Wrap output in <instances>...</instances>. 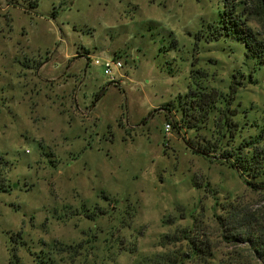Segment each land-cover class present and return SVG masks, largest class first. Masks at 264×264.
<instances>
[{"label": "rangeland", "instance_id": "374dc122", "mask_svg": "<svg viewBox=\"0 0 264 264\" xmlns=\"http://www.w3.org/2000/svg\"><path fill=\"white\" fill-rule=\"evenodd\" d=\"M223 11L224 0H0V264H261L228 213L253 215L259 236L264 186L224 162L215 127L264 129V64L214 38ZM249 23L264 38V14ZM106 60L122 64L114 81Z\"/></svg>", "mask_w": 264, "mask_h": 264}, {"label": "trees", "instance_id": "16d2710c", "mask_svg": "<svg viewBox=\"0 0 264 264\" xmlns=\"http://www.w3.org/2000/svg\"><path fill=\"white\" fill-rule=\"evenodd\" d=\"M15 4L20 5L24 0H12ZM27 1V0H25ZM30 1L31 8L37 6L38 0ZM13 4V2H11ZM264 14V0H224V11L222 13L221 24L216 27L214 32V38L220 36L233 37L240 40L247 51L249 57L256 58L260 63L264 64V38H261L259 33L250 26L251 16H262ZM207 104L201 103L197 105V108L202 110L201 112H192L188 108L182 110L183 116H187L188 111L191 112L192 119L197 118V121H204L208 116L204 111ZM195 108V109H197ZM207 116V117H206ZM226 118H228L226 116ZM220 123L216 122L217 133L221 137L227 138V146L225 154L222 159L227 163L230 168L240 174V176L246 175L250 181H247L253 188H259L264 186V129L256 136L250 138H242L237 132V123L232 120L226 121V127L220 128ZM189 125L188 127H194ZM210 147H203L196 151L199 154L209 156ZM10 170V165L5 158L0 155V189L5 190V174ZM229 220L233 223V226H242L244 237L242 240L248 242L253 248L254 252L258 255L261 264H264V230H261L259 236L254 235L249 231V226L253 224V215L247 212H239L237 208L229 211ZM194 254L204 252L200 247L194 244L192 248Z\"/></svg>", "mask_w": 264, "mask_h": 264}, {"label": "built area", "instance_id": "2783aa9c", "mask_svg": "<svg viewBox=\"0 0 264 264\" xmlns=\"http://www.w3.org/2000/svg\"><path fill=\"white\" fill-rule=\"evenodd\" d=\"M100 62L97 60L96 64H99ZM122 64L120 62H115L112 60H106L104 63V72L105 74L111 78V81L115 80V77L113 76L114 69L121 68ZM170 125H168L167 132H170Z\"/></svg>", "mask_w": 264, "mask_h": 264}]
</instances>
